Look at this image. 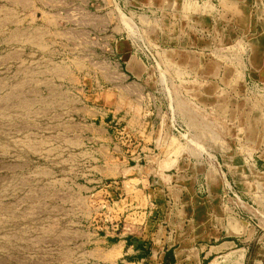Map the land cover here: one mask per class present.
I'll return each mask as SVG.
<instances>
[{
  "label": "rangeland",
  "instance_id": "rangeland-1",
  "mask_svg": "<svg viewBox=\"0 0 264 264\" xmlns=\"http://www.w3.org/2000/svg\"><path fill=\"white\" fill-rule=\"evenodd\" d=\"M148 1L121 0L118 11L114 4L107 18L109 30L102 34L93 32L94 41L100 37L106 43L127 41L140 57L154 63L153 37L132 16L164 9L177 15L184 7L177 10L181 0H166L167 6L154 7V0L152 5ZM192 1L184 2L186 12L197 10L198 6L194 9L190 5ZM199 1L202 5L206 0ZM219 1L213 0L216 9H221ZM48 3L50 0H44L43 4ZM12 4L10 26L8 17L4 24L0 14V264H102L97 234L105 221H112L110 214L115 213L113 201L101 191L112 182L125 181L117 172L116 164L120 161L110 159L113 154L94 140L86 148L77 138L74 151L69 152L58 135L67 128L53 127L68 119L78 123L86 118L96 125L114 120L109 136L116 143L122 137V122L115 125L121 114L115 111V96L108 97L106 111L93 109L91 115L84 116L78 105L74 112L68 111L67 93L61 92L73 88L71 77L81 65L70 58L71 47L57 44L71 43L69 34L49 29L74 27L90 20L82 15L78 4L77 10H70L67 2L60 1L62 15L56 19L43 16L41 20L29 17L33 27L25 30L22 24L27 18L17 13L16 2ZM173 22L179 29L177 16ZM224 22L222 18L220 27ZM121 23L125 29L114 30ZM243 38L236 30L233 46H214L207 51L222 66L233 64L239 68L243 80L244 88L237 85L234 94L220 85L218 103V98L213 101L201 96L195 74L181 78L179 64L173 60L181 61L173 53H165L167 60L161 55V61L157 60L155 65L157 103H162L165 114L175 117L179 137L187 149L197 156L202 154L188 158L193 175L188 173V192H180V198L188 193L190 207L188 217L182 215L181 231H187L188 237L194 236V244L199 248L237 240L219 248L212 264H264V128L260 126L262 121L264 124V88H253L244 79L245 60L241 52L247 49L244 50ZM105 55L110 76L120 67V55L111 46ZM190 60L187 58L184 64ZM91 67L99 69L94 61ZM112 83L109 79L107 87L112 88ZM86 84L90 86L88 81ZM124 97L125 104L131 101L129 96ZM222 97L232 98L235 111L228 108L229 101ZM123 102L117 103L125 106ZM82 131L76 127L77 136ZM254 136L263 141H254ZM197 168H203L200 174ZM207 169L216 171L222 179L226 176L229 183L226 185L224 180V189L213 191L214 197L210 199ZM234 172L240 175L235 177ZM217 182L222 184L220 178ZM155 187L161 207L156 220L165 222L168 232L178 233L171 225V216L177 221V201L170 190L164 189L162 197L160 187Z\"/></svg>",
  "mask_w": 264,
  "mask_h": 264
},
{
  "label": "crops",
  "instance_id": "crops-1",
  "mask_svg": "<svg viewBox=\"0 0 264 264\" xmlns=\"http://www.w3.org/2000/svg\"><path fill=\"white\" fill-rule=\"evenodd\" d=\"M13 1L19 7L17 13L27 18L22 24L25 30L33 27L29 25V17L41 20L43 16L56 19L57 16L62 15L63 12H60L61 8L59 7L60 1L67 2L70 6L68 9L77 10L76 4H78L82 15L90 20L88 23L74 27L63 25L62 28L52 27L49 29L53 33L58 30L56 33L69 34L71 43L57 44L71 47L73 52L70 58L80 62L81 65V68H78L71 77L73 88L61 92L67 93L68 111L74 112L78 105V110L83 112L84 116L91 115L93 109L106 111L110 100L108 97L115 96V111L121 112L115 125L122 122V137L117 143L110 137V130L113 128L110 124L114 120L111 122L101 121L99 125H96L86 118L78 123L75 119H68L53 125V127L67 128V130L60 129L64 133L58 132V135H61L62 140L68 145L69 152L74 151L77 138L86 148L87 144L94 140L106 152L113 154V156H109L110 159L120 161L116 164L117 172L125 181L112 182L101 191L107 199L111 198L113 201L111 205L115 213L110 214L112 217L109 219L115 221H105V225L97 234L99 246L97 250L102 264H205L210 259L208 264H212L215 255L220 253L219 248L226 247L237 240L205 247L200 245L199 248L194 244L196 239H193L194 236L188 237L187 231H181L184 229L183 219L188 217L187 211H189L190 202L187 199L188 193H186V197L183 195L182 199L180 192H188V173L193 175L192 171L190 172V159L193 154L197 155L193 150L187 149L179 137L181 134L178 131L177 126L179 125L175 117L165 114L162 103H157L154 91L156 88L155 65L157 60L161 61V55L167 60L165 53H173L181 61L178 63L176 59L173 60L179 64L178 71L182 75L181 78L194 77L195 74L196 79L202 81L196 80V88L201 89L202 97L206 95L215 101L219 97L218 88L222 84L225 85V88L230 89L231 94H234L237 85L243 87L239 68L233 64L222 66L207 51L214 46H233L237 30L244 36V50L247 49L246 52H241L245 60L244 79L248 80L253 88L262 86L261 89H263L264 0H220L221 9H216L213 0H206L202 2V5L199 0H193V4L190 3V5L194 9L198 6L197 10L193 12L184 10L186 7L183 5L187 0H179L177 10L184 8L177 15L169 9L150 10L149 14L141 16L132 14L136 24L153 37L151 43L155 50L153 49L154 63L152 64L148 58L144 60L134 52L132 44L127 41L106 43V41H102L101 37L99 41H94L96 38L92 37L93 32L102 34L109 30L107 18L114 4L118 11L121 0H113V4L112 0H79L80 2L50 0V4L46 5L43 4L44 0H0V14L2 13L4 16V24L8 17L7 25L9 26L11 25ZM165 1L154 0L152 5L150 0L148 3L152 7L154 5L167 6L164 5ZM132 13L137 12L133 11ZM175 16L179 19V29L176 22H173ZM119 17L121 16L119 15ZM222 18L225 19V22L224 26L220 27ZM3 28L5 29V25ZM37 29L41 28L37 27ZM117 29L124 30V24L121 23V26L117 24L114 30ZM110 46L120 55L121 68H117L109 76L105 54L106 49ZM166 46L168 48H163ZM170 46L173 47L169 48ZM190 48L191 50H189ZM187 58L191 59V63L188 61L190 64H184ZM91 61H94L95 65H99L98 70H92ZM208 66H210L209 70ZM109 79L113 82L112 88L107 87ZM86 81L90 83V86L86 84ZM203 81L206 83L204 84ZM125 95L131 98L127 104L123 102ZM231 99L226 98L229 101L228 108L235 111ZM118 101L123 102L125 106L118 104ZM218 101L219 98L217 103ZM261 123L260 126L264 128L263 121ZM77 126L83 129L78 136L76 135ZM257 138L260 143L263 141L260 136L255 137L254 141ZM201 155L199 154L197 157ZM196 170L200 174L203 168ZM206 173L210 199L214 197L213 191L217 190L216 192H218L224 189V180L227 181L226 185L229 183L225 175V178L222 179L220 174L212 169H207ZM234 175L236 177L238 174L234 172ZM213 177L216 181L213 180ZM218 178L222 180V184L217 182ZM236 179L240 181L239 177ZM155 185L160 187L161 195L164 193V189L170 190L172 198L177 201L174 207L178 212L177 221L171 216V225L178 229V233L168 232L164 226L165 222L156 220L161 207L157 203ZM189 238L191 239L189 240ZM199 238L202 237L199 236ZM178 240L181 241L180 244L177 242ZM171 251L172 255L169 254Z\"/></svg>",
  "mask_w": 264,
  "mask_h": 264
},
{
  "label": "bare ground",
  "instance_id": "bare-ground-1",
  "mask_svg": "<svg viewBox=\"0 0 264 264\" xmlns=\"http://www.w3.org/2000/svg\"><path fill=\"white\" fill-rule=\"evenodd\" d=\"M210 66H208V70H209Z\"/></svg>",
  "mask_w": 264,
  "mask_h": 264
},
{
  "label": "trees",
  "instance_id": "trees-1",
  "mask_svg": "<svg viewBox=\"0 0 264 264\" xmlns=\"http://www.w3.org/2000/svg\"><path fill=\"white\" fill-rule=\"evenodd\" d=\"M169 254H171V255H172V251H171V253H169Z\"/></svg>",
  "mask_w": 264,
  "mask_h": 264
}]
</instances>
